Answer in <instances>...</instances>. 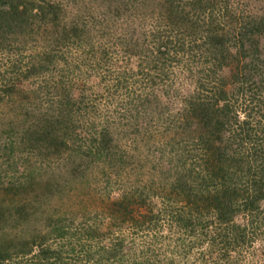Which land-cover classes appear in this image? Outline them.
I'll list each match as a JSON object with an SVG mask.
<instances>
[{
  "label": "trees",
  "instance_id": "trees-1",
  "mask_svg": "<svg viewBox=\"0 0 264 264\" xmlns=\"http://www.w3.org/2000/svg\"><path fill=\"white\" fill-rule=\"evenodd\" d=\"M240 2L242 0H102L99 4L103 7L101 22L114 20L113 12L115 19L130 15L132 23L138 21L143 27L148 22L142 38L134 37V32H125L129 38L120 45H131L139 50L129 52L128 49L123 53L143 56L149 62L148 71L157 72L147 73L148 82L144 84L147 90L135 91L134 96L125 94L114 110H109L110 95L106 93L104 111H109L107 116L102 115L97 101L88 102L81 97L79 101V96L72 95L57 82V87L61 86L57 92L62 93L47 100L44 96L49 105V119L25 134L20 150L28 155L54 158L56 168L61 165V168L72 169L70 176L93 170L95 175L107 177L111 173L121 178L116 174L127 168L125 174L129 179L118 186L113 195L106 193L102 208H97L106 218L108 229H150L158 218H165L169 226L177 224L191 232L200 223L205 224L206 219L207 224L216 228L208 233V238L203 235L199 243L206 240L209 246L220 248L223 256L237 253L246 238L254 240L261 228L264 231V57L258 51L259 41L264 37V16L246 14V9L239 8ZM50 9L54 6L47 0H0V55L24 51L26 47L25 43H19L20 35L32 28L35 20L46 18ZM55 15L53 29L59 23ZM81 31H84L83 26ZM84 35L80 47L89 43L88 34ZM39 55L33 57L36 60L30 58L29 64L24 66L29 74L47 72L43 70L44 63L54 62L49 52H42L41 59ZM172 66L177 68L178 76L187 74L185 79L192 86L189 93L180 96V107L176 111L160 104L158 96L150 90L151 83H160L164 86L162 89L172 83L166 74ZM9 68L14 72L20 67L10 64ZM228 68L229 75H222ZM130 72L122 70L124 75L120 73V76L124 81L114 80L117 90L122 92L135 84L137 78L132 84L127 82L125 75L132 76ZM140 73L134 75L138 77ZM251 85L259 89L254 94L248 92ZM5 86L3 93L16 90V85L5 83L2 87ZM117 90L112 93L118 95ZM31 93L35 96L34 102L38 97L43 100L36 89ZM241 98L255 105L256 112H251L253 110L247 106L241 108ZM5 100L11 102L12 98L8 96ZM79 103L82 106L75 105ZM151 125L152 128L153 125L162 127L154 148L160 147L144 172L136 161L140 156L138 139L159 131H153ZM144 147L149 153L150 146ZM59 174L58 181L47 177L42 188L43 181L37 180L40 172L27 168L21 181L10 180L6 186L12 210L15 207L14 211L22 214L19 224L28 230L31 243L39 245V257L48 248L44 246L50 234L62 238L69 230L64 220L55 215L56 230L46 226L39 239L34 233L39 221L36 211L42 210L43 203H51L60 191V179L63 181L66 172ZM95 181L93 176L86 175L80 184L88 188ZM89 198L85 197L80 212L74 214L83 223L90 218L89 208L95 201L89 204ZM0 210H4L1 202ZM57 210L59 207L54 211ZM20 215L16 218H21ZM235 218L246 221L238 224ZM103 229L105 231V227ZM83 230L88 240L101 233L96 225ZM262 241L264 245V237ZM17 244L23 246V243ZM124 245L123 240H118L109 248L112 255H121ZM78 246L83 249L80 242ZM88 254L82 253L84 258ZM221 254L216 252L220 258ZM47 255L40 259H47ZM8 256L0 252V262L9 259Z\"/></svg>",
  "mask_w": 264,
  "mask_h": 264
},
{
  "label": "rangeland",
  "instance_id": "rangeland-1",
  "mask_svg": "<svg viewBox=\"0 0 264 264\" xmlns=\"http://www.w3.org/2000/svg\"><path fill=\"white\" fill-rule=\"evenodd\" d=\"M47 1L54 6V9H50L46 18L35 20L36 23L32 25V28L26 29L27 32L20 35L19 43H25L24 48L26 47V49L22 52L0 55V202L4 207V210H0V252L4 256L9 255V259L0 262V264H264L263 228L258 231L256 239L246 238L241 250L225 256L220 248L209 246L206 240L199 243L203 239V235L208 238V233L213 232L216 228L207 224L206 219L203 221L205 224L200 223V226L194 227L191 232L183 230L177 224L169 226L165 218H158L159 220L152 223L150 229L147 227L142 230L128 227L121 228V231H113V228L108 229L106 218L98 213L97 208H102V200L106 201V193L113 195L117 192L116 188L129 179V175L125 174L127 168L116 174L121 175V178H117L111 173H108L107 177H103L101 174L95 175L93 170L78 175L75 172L73 176H70L69 172L72 169L61 168V165L56 168V164L53 163L54 158H44L41 154L38 156L28 155L20 150V141L23 140L25 134L38 129L41 126V121L49 119L47 97L52 98V96L62 93V91L57 92V89L61 88V86L57 87V82L72 95L79 96V101L80 97L87 99L88 102L91 99L97 101L102 108V115L107 116L106 112L109 111H104L106 93L110 95L109 110H114L116 104H119L125 94L134 96L135 91L147 90L144 85L145 82H148L147 73L157 72L155 70L148 71L149 62L143 56L133 57L131 54L129 56L127 53H123L128 49L129 52L135 51L136 49L131 45H120L127 41L130 32H134V37L139 35L142 38L143 30L148 22L144 24V27L143 24L140 26L138 21L132 23L133 16L130 15H123L117 20L114 12L112 13L114 20L106 19L107 21L101 22L103 7H99V4L102 0ZM243 1L240 2L239 8L246 9V14L253 13L264 16V0H245L244 3ZM53 14L59 18L58 27L55 29L51 26L54 22ZM102 23H104L103 26H101ZM75 25L76 27H72ZM82 26L84 27L83 32L81 31ZM85 32L88 34L89 39L86 40L89 43L80 47V43L85 40ZM125 32L128 34L125 35ZM44 51L52 54L54 62L48 65L44 63L46 68L43 70L47 72L29 74L24 66L28 65L30 58L32 59L34 56L40 54L39 59H41L43 57L41 54ZM258 51L260 56L264 57V37L259 41ZM10 64L20 68L13 72L9 68ZM173 65H175L174 62ZM125 69H129L133 73H129L132 76L125 75L128 83L132 84L137 79L132 88L129 87L121 92L114 86L116 81H124L120 73ZM228 70L229 68L224 69L222 75L228 76ZM166 72L167 78H170L172 83L162 89L164 86L160 83L150 82L152 85L150 90H153L158 96L160 104L170 111H176L180 107V96L189 93L192 86L185 79L187 74L177 75L178 70L175 66L170 67ZM139 73L138 77L134 75ZM262 74L264 75V68ZM121 75L124 74L121 73ZM114 80L116 81L114 82ZM262 81L264 84V79ZM11 82L14 83L10 84ZM5 83L8 86L16 85L15 92L3 93L6 86H2ZM256 83L259 86L262 85L259 82ZM35 89L38 91V95L43 98L42 101L39 100V97L38 100L33 101L35 96L31 92ZM116 90L118 95L112 93ZM258 90L256 85H251L248 88V92L251 94ZM8 96L12 98L11 102L5 100ZM255 96H259V94H255ZM252 102L255 100L252 99ZM75 105L82 106L81 103ZM240 106L241 108L247 106L253 110L251 112H256L255 105L249 104L248 101L244 102L243 98L240 100ZM157 129L159 131L154 132L156 134L151 137L146 134L138 139L139 143L137 142L139 147L137 154L140 156L136 161L139 166H143L141 170L144 172L148 168L147 164L153 160L160 147L154 148L158 143L157 137L160 136L162 127L153 125L152 130L157 131ZM144 146H150L149 153ZM27 168H34L40 172L37 180L43 181L42 188L45 186L44 182L47 177L58 181L59 172H66L63 181L60 179L61 188L58 195L52 199L51 203H43L42 210L36 211L39 221L35 224L34 233L37 239L41 238L46 226L56 230L57 226L54 220L57 218L53 217L55 215H59L61 217L59 219L64 220V224L69 227L67 235L62 238L54 237L53 234L48 236L49 241L44 246L48 248H45L43 253V255L48 254L47 259H40L44 258L42 253V256H38L39 245L36 242L31 243L28 230L19 224L23 220L22 214L20 215L19 210L15 212V207L12 210L6 191L7 183L10 180H17L15 183L21 181V177L26 175ZM45 168L50 173L46 172ZM86 175L87 177L91 175L96 179L95 182L90 183L88 188L83 183L80 184V180ZM35 188L36 186H34ZM81 190H83V194L85 191L86 195H83ZM88 196H90L89 204L93 199L95 201L89 208L90 218L83 223L84 221L79 217H74V214L76 211L80 212L85 197ZM13 204L17 207L16 209H20L18 204ZM56 207H59V210L54 211ZM19 215L21 218H16ZM244 221H246L245 218H235V222L238 224H243ZM91 225L99 227L101 233L98 232V235H93V238L88 240L83 228ZM118 240L124 241V250L121 255L117 253L114 257L109 248L117 244ZM16 242L23 243V246ZM79 242L83 245V249L78 246ZM72 248H74L73 251ZM84 251L89 253L85 258L82 255ZM218 251L219 254L222 253L221 258L216 255ZM211 252L214 255L210 254Z\"/></svg>",
  "mask_w": 264,
  "mask_h": 264
}]
</instances>
